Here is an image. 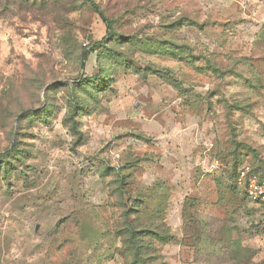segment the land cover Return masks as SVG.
I'll return each instance as SVG.
<instances>
[{"label":"rangeland","instance_id":"rangeland-1","mask_svg":"<svg viewBox=\"0 0 264 264\" xmlns=\"http://www.w3.org/2000/svg\"><path fill=\"white\" fill-rule=\"evenodd\" d=\"M94 1L0 0V264L264 263V0Z\"/></svg>","mask_w":264,"mask_h":264},{"label":"trees","instance_id":"trees-1","mask_svg":"<svg viewBox=\"0 0 264 264\" xmlns=\"http://www.w3.org/2000/svg\"><path fill=\"white\" fill-rule=\"evenodd\" d=\"M59 0H6L7 7L5 8L6 11L11 9V6H18L19 8H22L23 10H43L44 8H47L49 4H55ZM85 3L90 6L91 9L94 10L95 13H97L105 22L108 32L110 34V31L112 29V25L110 24V20L106 17L103 10L100 8V6L94 1V0H85ZM4 9V11H5ZM107 39H104L102 43H105ZM98 44V45H101ZM90 52H83L82 58L83 61H87L89 58ZM84 83V81L82 82ZM254 170V169H253ZM255 171V170H254ZM256 172V171H255ZM142 233L146 232H136L132 226L128 230V234L130 235V246L133 247V253H134V260L131 264H146V259L141 256V245L139 237L142 235ZM239 248H241L239 246ZM242 263V262H241ZM264 264V263H262Z\"/></svg>","mask_w":264,"mask_h":264},{"label":"built area","instance_id":"built-area-1","mask_svg":"<svg viewBox=\"0 0 264 264\" xmlns=\"http://www.w3.org/2000/svg\"><path fill=\"white\" fill-rule=\"evenodd\" d=\"M237 185L248 200L264 208V176L246 166L239 172Z\"/></svg>","mask_w":264,"mask_h":264}]
</instances>
